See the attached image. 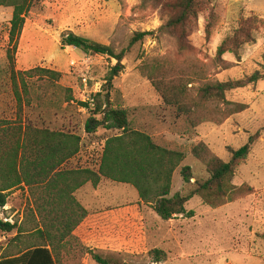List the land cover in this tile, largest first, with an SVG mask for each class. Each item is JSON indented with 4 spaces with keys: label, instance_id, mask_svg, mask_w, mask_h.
Masks as SVG:
<instances>
[{
    "label": "rangeland",
    "instance_id": "1",
    "mask_svg": "<svg viewBox=\"0 0 264 264\" xmlns=\"http://www.w3.org/2000/svg\"><path fill=\"white\" fill-rule=\"evenodd\" d=\"M171 1L33 0L18 42L15 69L26 71L39 67L60 73L59 85L72 91L74 103L61 104L62 93L56 91L53 97L44 96L38 107L36 90L32 87V106L24 109L25 121L38 128L78 135L79 153L65 168L96 170L105 140L119 132L98 129L86 134L84 123L88 114L77 104L89 101L101 90L115 61L104 56H85L71 47L62 49L59 36L71 31L110 46L118 53L127 48L135 33H151L125 53L124 71L112 82L110 97L114 105L126 111L131 129L184 154L173 175L170 197L189 190L182 181V167L190 168L191 183L208 177L191 153L194 146L202 143L227 162L229 149H239L249 137L256 135L247 159L239 165L233 179L236 187L246 186L249 194L217 208H210L193 197L184 206L186 212L193 213L191 217L184 215L162 221L151 207L140 204L133 187L102 180L97 190L101 200L93 205L101 207L88 211V215L114 212L116 219L104 228L84 223L78 227L76 237L88 249L120 254L124 264H154L148 256L154 249L165 253L160 264H264V79L226 93L231 107L235 104L244 107L241 112L221 124L203 123L190 128L163 105L140 70L154 60L194 66L200 71L188 86L194 93L207 83L245 80L254 72L264 74V0H199L201 5L211 7L217 21L207 36L204 13H199L185 39L184 50L179 49L177 35L164 29L173 15ZM11 12L10 8H0V120L15 115L6 59ZM250 16L258 19L254 24L255 42L241 47L239 60L230 53L217 58L221 42L232 34L239 21ZM138 204L139 209L135 208ZM123 206L134 209L125 218L123 212H118ZM6 207L0 211V218L24 225L28 230L32 214L26 191L12 193ZM14 235L15 231L9 235L0 233V247H5ZM98 236H113L115 242L98 247ZM80 264L95 263L85 256Z\"/></svg>",
    "mask_w": 264,
    "mask_h": 264
},
{
    "label": "trees",
    "instance_id": "2",
    "mask_svg": "<svg viewBox=\"0 0 264 264\" xmlns=\"http://www.w3.org/2000/svg\"><path fill=\"white\" fill-rule=\"evenodd\" d=\"M32 2L0 0V8L12 10L6 59L15 102L14 118L0 120V211L12 193L25 188L33 206L28 230L24 225L0 218L1 234L9 235L15 231L6 246L0 247V264H80L85 256L95 264H124L120 254L88 249L73 235L88 216V211L76 201L74 193L87 184L96 188L101 180L133 187L140 202L151 207L162 221L184 215L191 217L193 213L186 212L184 206L193 197H198L210 208H217L249 194L246 186L236 187L233 179L239 165L247 159L256 135L249 137L239 149H229L227 162L216 157L202 143L194 146L191 153L203 165L208 177L191 183L190 168L182 167V181L189 190L186 194L176 193L170 197L173 175L183 162L184 154L160 145L144 132L131 129L126 111L116 107L110 97L113 80L124 71L125 53L151 34L146 32L135 33L127 48L118 53L110 46L71 31L60 34L62 49L71 47L85 56H104L115 61L101 90L89 101L77 105L88 114L84 123L86 134H93L98 129L119 132L105 140L97 170L65 168L66 163L79 153L80 137L70 132L35 127L24 118V109L32 106V87L36 90L38 107H41L44 96L53 97L56 91L62 93L61 104L69 106L74 103L72 91L59 85L60 73L39 67L26 71L15 69L18 42ZM170 9L173 15L164 29L177 35L180 50L186 48L185 39L199 13H204L207 36L217 21L211 7L201 5L199 0H172ZM257 20L256 16H250L239 21L232 34L218 46L217 58L230 53L239 60L241 47L255 42L254 24ZM140 70L163 105L173 110L190 128L203 123L221 124L229 116L241 112L244 107L237 104L231 107L226 93L264 79V74L254 72L245 80L207 83L194 93L192 87H188L192 83L190 79L200 72L194 66L154 60ZM148 256L151 263L160 264L165 253L154 249Z\"/></svg>",
    "mask_w": 264,
    "mask_h": 264
},
{
    "label": "crops",
    "instance_id": "3",
    "mask_svg": "<svg viewBox=\"0 0 264 264\" xmlns=\"http://www.w3.org/2000/svg\"><path fill=\"white\" fill-rule=\"evenodd\" d=\"M73 169H76V168H73ZM96 170H97V168H96ZM101 182H102V180H101ZM100 183H99V185H100ZM24 190L26 191V193L28 195L29 202H30V208H32L33 206H32L31 197L29 196L28 191L26 190V188ZM97 190H98V186L96 188H93V187H91L90 184H87L84 187H82L81 189H79L78 191H76L74 193V197H75L76 201L79 202V204L82 207H84L87 211L100 209L101 206L100 207L93 206L94 203H96V202L98 203L101 200V196L98 195V193H97L98 191ZM138 200H139V198H138ZM139 202H140V200H139ZM140 204L145 205L142 202H140ZM6 206L3 208V210H6V208H7ZM135 208L139 209V204L135 205ZM133 210L134 209L132 207L130 208L128 206H123V208H119L118 212H121V213L123 212L122 215H123V218H125V214L126 213H132ZM113 213L114 212H112V213L111 212H104L103 214H97V215H92V216L88 215L81 222L80 225L82 226V224L90 222V223L93 224V226H97L99 228L100 227L104 228V226L109 225V222H111L113 224L114 220L116 219L113 216L114 215ZM130 217L131 216H128L127 220H130ZM78 227L73 232V235H75L77 237L79 236V229H80ZM93 233H95L94 229L92 231V234ZM98 242H99V244L97 246L98 247H103V245L107 246L109 243L115 242V240H114L113 236H110L109 238H107L106 236H98Z\"/></svg>",
    "mask_w": 264,
    "mask_h": 264
},
{
    "label": "built area",
    "instance_id": "4",
    "mask_svg": "<svg viewBox=\"0 0 264 264\" xmlns=\"http://www.w3.org/2000/svg\"><path fill=\"white\" fill-rule=\"evenodd\" d=\"M83 82L85 83V80H84ZM84 85H85V84H84ZM85 86H86V85H85ZM4 221H5V222H7V221H8V222H10V223H11V221H9V220H4Z\"/></svg>",
    "mask_w": 264,
    "mask_h": 264
}]
</instances>
